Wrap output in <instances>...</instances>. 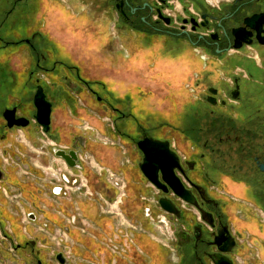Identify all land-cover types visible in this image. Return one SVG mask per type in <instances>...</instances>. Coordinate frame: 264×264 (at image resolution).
Masks as SVG:
<instances>
[{"label":"crops","instance_id":"obj_1","mask_svg":"<svg viewBox=\"0 0 264 264\" xmlns=\"http://www.w3.org/2000/svg\"><path fill=\"white\" fill-rule=\"evenodd\" d=\"M18 1H21L20 6ZM93 2L96 3L94 9L90 6ZM97 3H102V0H0V25L5 13L15 12L8 23L14 28L2 34L6 41H12L38 31L42 38L46 37L48 67L69 56L88 77L85 80L94 84L93 90L106 97L114 87L123 88L126 79L121 78L120 70H124L125 65L144 49L140 43L142 39L159 42L163 48L181 45L193 57L188 62L187 80H182L184 83L175 86L163 78L156 79L158 70L153 78L149 77L151 79L141 74L140 80H136L133 86L127 84L128 87L125 86L120 94L127 97L125 91L134 87L139 93L150 91L158 100L170 98V103H161L160 109L171 105L179 129H183L190 120L187 117L190 113L189 97L183 84L192 82L197 75L200 81L195 87L198 90L215 87L219 91H228L230 88L237 61L243 56L235 52H230L229 56H216L208 50H201L202 54H198L185 37H162L156 33L136 36L124 31L113 33V25H108L105 43H99V34L90 39L91 44L96 42V52L89 53V64L82 60L84 53L78 52L76 45L74 51L68 45L70 51L57 46L61 30L72 28L82 33L83 27L88 28L86 21L90 23L89 27L98 28V14L106 9H99ZM106 46L111 53L106 51L105 54L112 59L95 56ZM58 50L66 56L51 57L58 56ZM158 57L159 54L155 53L148 61L149 69L156 68ZM34 60V53L23 45L1 53L0 67L9 73L13 61L15 75L24 78L32 69ZM115 68L119 69L117 73ZM79 87L78 99L72 98L70 105L66 102L54 109L51 130L46 137L33 124L26 129L4 131V137H0V264H30L34 258L25 261V249H30L27 256L41 255L48 252L39 249L43 243L49 249L58 242L70 249L71 264H182L172 220L165 215L168 226L159 222L164 214L157 204L158 191L138 172L135 149L131 147L127 152L125 143L111 130L109 104H98L83 86ZM27 93L26 115L33 117L31 93ZM2 126L0 119V131ZM80 140L85 154L81 158L84 169L78 171L70 169L62 159L53 155L52 149L55 146L73 147ZM4 149H9L11 156L19 161L17 167L6 165ZM73 175H79L80 191L61 185V177L72 179ZM110 178L122 183V188H115ZM146 209L157 218L146 217ZM117 227L129 231L134 238L135 247L130 249L125 259L113 257L100 244L103 236Z\"/></svg>","mask_w":264,"mask_h":264},{"label":"flooded vegetation","instance_id":"obj_2","mask_svg":"<svg viewBox=\"0 0 264 264\" xmlns=\"http://www.w3.org/2000/svg\"><path fill=\"white\" fill-rule=\"evenodd\" d=\"M106 3L102 5L106 10H102L103 12L98 15L108 19L105 29L108 25L110 27L113 25V33L124 31L136 36L156 33L162 37H185L198 54L208 50L216 56L224 54L229 56L230 52L243 56L237 61L236 74L228 91H219L215 87H203L198 90L195 87L200 81L197 75L192 78V82L182 85L189 97L188 106L195 110L194 113L198 115L201 108L196 106L204 103L213 107L203 108L206 118L211 122V130L206 134L202 133L196 139L194 133L199 130L179 129L175 118L169 121L173 123L171 128L168 124L169 127L164 128L165 123L157 125V128H160V131L157 129L159 137H152L144 129L138 139H132L130 134L133 133V128L127 125L130 115L115 109L110 103V99L114 98L113 93H116L115 90L110 89L107 97L95 92L94 84L85 80V74L80 66L71 59L59 60L48 67L46 37L42 38L32 33L22 39L12 41L4 39L2 32L14 28L8 25L10 16L15 14L10 10L5 13L3 23L0 25V54L7 49L24 45L37 58L24 78L15 75L13 61L9 73L0 67V119L3 123L0 137H4V131L26 129L31 124L38 126L42 135L46 137L51 130L54 109L66 102L70 105L72 98L78 99L81 90L79 86H83L95 97L98 104L104 102L109 104L110 128L125 143L127 152L131 147L135 149L139 173L142 174L139 164L143 160L142 152L145 146L139 147L138 143L146 137L168 142L169 150L178 157L181 169H175L174 173L190 192L196 205L183 201L172 191L165 194L156 190L158 200L166 197L178 210V215L167 214L159 207L164 214L161 215V224H168L165 215L172 220L182 264L186 259L185 247L190 251L188 264H214L213 256L220 253L221 249H225L227 244L229 250L224 254L233 264H264V44L259 43L264 41V24L251 31L247 30L246 40L251 42L249 45L243 44L240 50L232 48L234 42L232 30L244 27L245 18L264 14V0H223L218 3L211 0H107ZM19 4L21 1H18ZM95 5V2L90 4L93 9ZM100 28L104 35V25L101 27L99 25L97 29L88 27L85 31L89 34L96 33ZM156 49L155 53L159 54V57L155 60L156 68L153 73L147 76L145 72L140 71L134 75L127 66V75H121V78L126 79L123 89L131 82L132 74L135 82L140 80L141 74L146 79H151L159 70L156 79L163 78L175 86L186 78L188 62L193 60L188 51L181 45L175 47L173 44L169 48H163L159 42ZM155 53H151L152 58ZM141 55L143 53L140 52L134 61H138ZM201 57L204 58L205 55ZM57 69L62 70L64 86H60L54 80ZM118 70L115 68L114 72ZM39 87L51 106L47 132H44L35 120L37 110L34 99ZM27 92L31 93L33 117L26 115ZM139 95L154 97L147 90L140 91ZM159 101L160 104L150 102L153 121L156 120L155 115L165 112L160 109V105L170 103V98L165 97ZM7 112H13L15 120L23 119L28 124L25 127H8L5 119ZM192 112L187 115L190 120L185 124L191 125V128L194 125ZM117 121L123 124L126 132L119 129ZM213 126L218 128L215 134L213 131L216 128ZM83 148L84 144L80 140L73 147L55 146L52 153L55 155L54 150H63L65 153L73 151L78 157L85 154ZM3 156L7 166L17 167L19 161L11 156L9 149H4ZM70 169L76 170L75 167ZM30 264L44 263L41 259H36Z\"/></svg>","mask_w":264,"mask_h":264},{"label":"rangeland","instance_id":"obj_3","mask_svg":"<svg viewBox=\"0 0 264 264\" xmlns=\"http://www.w3.org/2000/svg\"><path fill=\"white\" fill-rule=\"evenodd\" d=\"M99 1H101V0H99ZM106 1L107 0H102V3H97V4H99V9H102V5H104V3H106ZM211 1L214 2V3H218V2H221L223 0H211ZM106 5H107V3H106ZM95 7H96V5H95ZM23 11L25 12V10H23ZM114 18L116 20V17H114ZM44 20L46 21L45 18H44ZM99 21H100L99 22L100 23L99 24L100 27L102 25H104V35H102L101 28H100V31H97L96 33H90V34L85 31L84 27L82 28L83 29L82 33H80V32L75 33L74 29H72V28H68L67 30H61L60 29L62 31V32L60 31L62 34H61V37H58V39H57V42H56L57 46L63 47L65 50H67V48H68L67 45H68V46H70V49L72 51H74V46L76 45L77 47H79L78 48V52L84 53V56H82V60L83 61H88L87 63L89 64V60L91 58L89 53H91V52L95 53L96 52V50L94 48V46H96V42H92V44H91L90 39L95 37L97 34H99L98 35L99 36V40H98L99 43H103V42L105 43L106 40H108L107 36H106L107 35V31L105 29V25L108 22V19L105 18V17H100ZM86 23L88 24L86 26L89 27L90 23H88V21H86ZM33 33H36L38 35L40 34L38 31H35ZM58 35H60V34L58 33ZM58 35H56V36H58ZM27 37H29V36H27ZM21 38L22 37H19V39H21ZM140 43H141V47L144 48L141 51V54L143 53V55H141L142 57H140L138 59V61H134V59H133V61H131L129 64H126L125 65L126 69H124V70L122 69L120 75H124V76L127 75V66L131 69V72H133L134 75H137V73L140 72V71L141 72L142 71L145 72V74L147 76L153 73L154 69H149V67H148V63L149 62L148 61L150 59H152L151 53L152 52L155 53L157 51V49H156L157 42L155 43V41H148L146 39H143V40H141ZM51 45L53 46L54 44H51ZM108 47L109 46H106L104 48L105 50L97 51L95 56H97L100 59L110 58V57H108V55L105 54L107 49H109ZM154 48H155V50H154ZM70 49H69V51H70ZM107 52L111 53L110 50H108ZM57 53H59L58 56L55 53L56 55L55 56H51V57L57 58L59 56L60 57H62V56L65 57L66 56V55L63 54L64 52L62 50H58ZM78 57H81V56H78ZM36 58H37V56H36ZM65 58H68L69 60L71 59L69 56H66ZM115 58H116V56H115ZM110 59H112V58H110ZM113 61H115V60H113ZM155 73H156V71H155ZM54 74H55L54 80H56V82L58 84H60V86H64L65 80L63 78H61L63 76L62 70L56 71V73H54ZM134 75L132 74V76H130L131 82L127 83L128 86H133L135 84V82H133L134 81V78H133ZM153 76H154V74H153ZM84 77L88 78V77H86V75H84ZM128 86H126V87H128ZM114 90H115L116 93L113 94L114 98L110 99V103L112 104V106L115 109L120 110L123 113L130 115V117L127 119V121H128L127 125L129 127L133 128V133L130 134L132 139H134V140L138 139L139 136H140L141 131L144 130V129L152 137H154V138L159 137L158 131H157V129L160 131V128H157L158 127L157 125H159V124L160 125H162V124L164 125V123H165L166 126H163L164 128L169 127V126H170L169 128H171V126H172L171 124H173V123H170L169 121L170 120H174L175 117L173 115L174 114L173 113V109L171 108L170 104H168L166 106V108L163 109L165 112H163L161 115H160V113L155 115V117H156L155 119L156 120L153 121V119H154V117H153V109H152V106L150 105V102L153 103V104H160V101L156 97H151V95L140 96L139 95V91L137 89H135L134 87H130L129 89H127V91H125L126 94H127V97H122L120 95L122 92H124L123 88L114 87ZM117 93H119V96L117 95ZM78 95H79V93H78ZM124 98H126V99H124ZM122 101H123V103H122ZM185 104H186V102H185ZM196 108H201L198 111V113H199L198 115H197V113H194L195 110L193 111L192 108H190V111H193L192 115H191L192 121L194 122L193 127L191 128V125H184V127H182V128H185L187 130L192 129V131H193V129H195V130L198 129L199 131L198 132L195 131V133H194V138L197 139V137L201 136L202 133L205 132V134H206V133H208V131L211 130V127H212L210 125L211 122H210L209 119L206 118V115H205V112L203 111V108H205V109H213V107L211 108V107H209L208 104L204 103V104H202L200 106H196ZM116 116L117 115H115V117ZM166 119H168V120H166ZM108 123L110 124V121H108ZM117 124H118V127H119L120 130H122L124 132L127 131V129L123 128V124L120 123V121H117ZM79 125H81V124L78 123V126ZM148 126H151L152 128H149ZM137 127L139 129H136ZM140 127H142V128H140ZM213 128H216V127L213 126ZM217 129L218 128L214 129V131H213L214 134L217 132ZM213 138L215 139L216 135ZM180 139H181V136H180ZM201 140H202V138H201ZM124 153H125V149H124ZM124 155L127 156L126 154H124ZM145 214L147 215L146 217H148V218H150L152 220L157 218V217L155 218L151 214L150 210H149V212H147ZM160 220H159V222H160ZM162 225L163 226H167L166 224H162ZM44 228H46V227H44ZM44 244H46V243H43L42 244L43 247H41L39 249H41L43 251H48L47 253L42 252L41 255H39V254L38 255H35V254L32 255L33 253H31V255H32L31 256L32 258H31L30 256H27V254H28V252L30 250V249L27 248V249L24 250L25 252H23V253H25L24 254V258H25L24 260L27 261V260H30V259H33V258H34L33 260H35V259L39 258V259H41V261H43L44 264H46V263L47 264H58V262L55 260V255H57L58 252L62 253V252L65 251V248H64L65 244L62 243V242H58L57 245H54L53 247L50 246L49 249L45 248ZM185 253H186V259L184 260L183 264H188L190 262V258H189L190 251H189L188 247H185ZM71 262H72V258H71ZM26 264H28V262H26Z\"/></svg>","mask_w":264,"mask_h":264},{"label":"water","instance_id":"obj_4","mask_svg":"<svg viewBox=\"0 0 264 264\" xmlns=\"http://www.w3.org/2000/svg\"><path fill=\"white\" fill-rule=\"evenodd\" d=\"M244 27L234 28L232 30V36H234V42L232 48L240 50L242 45H249L251 42L247 41V30H253L259 27L260 24H264V14L254 15L244 19ZM264 44V41L259 42ZM226 51V50H225ZM218 53V51H217ZM214 103V102H213ZM34 104L36 107L35 120L40 125L44 132H47L50 125L51 106L45 100L42 89L39 87L35 95ZM5 119L8 122V127L20 126L25 127L28 123L26 120H15L13 112H7ZM145 146L143 150V160L139 164V169L145 179L157 190L167 194L172 191L178 198L183 201L196 205L190 192L185 189L180 179L175 175V169H181L178 157L169 150L168 142H161L153 140L150 137L144 138L142 142L138 143V146ZM55 156L61 158L68 167H77V156L73 151L65 153L63 150H54ZM159 207L167 214L178 215V210L172 201L166 197L158 200ZM225 249H221L220 253L213 256L214 264H233L232 261L224 254L229 250V244ZM56 261L59 264H67L65 257L59 253L56 255Z\"/></svg>","mask_w":264,"mask_h":264},{"label":"built area","instance_id":"obj_5","mask_svg":"<svg viewBox=\"0 0 264 264\" xmlns=\"http://www.w3.org/2000/svg\"><path fill=\"white\" fill-rule=\"evenodd\" d=\"M83 154L78 155L77 167L76 170L80 171L82 169L81 158ZM79 175H73L72 179L61 177V185L65 187H74L77 191H80L82 186L80 183ZM113 186L117 189L122 188V183L118 180L110 178ZM147 213V209L145 211ZM46 227V225L44 226ZM100 244L113 256L120 259H125L128 256V253L131 248L135 247V242L133 235L120 227L115 228L112 232L103 236L100 240ZM65 251L62 252V255L65 257L66 262L71 264L72 253L69 248L65 247ZM66 255V256H65Z\"/></svg>","mask_w":264,"mask_h":264},{"label":"snow or ice","instance_id":"obj_6","mask_svg":"<svg viewBox=\"0 0 264 264\" xmlns=\"http://www.w3.org/2000/svg\"><path fill=\"white\" fill-rule=\"evenodd\" d=\"M58 191V190H57Z\"/></svg>","mask_w":264,"mask_h":264}]
</instances>
